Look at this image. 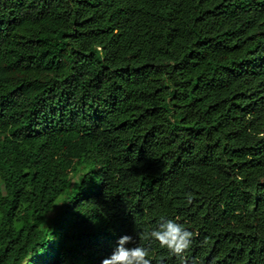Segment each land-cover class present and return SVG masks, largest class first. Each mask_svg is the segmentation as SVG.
<instances>
[{
    "label": "trees",
    "instance_id": "trees-1",
    "mask_svg": "<svg viewBox=\"0 0 264 264\" xmlns=\"http://www.w3.org/2000/svg\"><path fill=\"white\" fill-rule=\"evenodd\" d=\"M193 233L183 261L146 239ZM264 264V0H0V264Z\"/></svg>",
    "mask_w": 264,
    "mask_h": 264
},
{
    "label": "clouds",
    "instance_id": "clouds-1",
    "mask_svg": "<svg viewBox=\"0 0 264 264\" xmlns=\"http://www.w3.org/2000/svg\"><path fill=\"white\" fill-rule=\"evenodd\" d=\"M145 238L158 243L159 247L166 249L171 256H176L183 261L184 253L192 245L193 233L175 220L161 218L158 226ZM134 243L133 236H121L116 248L109 257L102 259L101 264H152L148 247L139 245L126 247Z\"/></svg>",
    "mask_w": 264,
    "mask_h": 264
}]
</instances>
